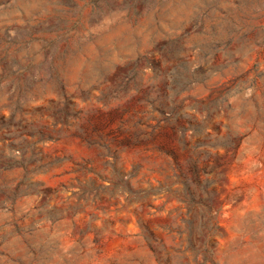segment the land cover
<instances>
[{
	"label": "rangeland",
	"instance_id": "rangeland-1",
	"mask_svg": "<svg viewBox=\"0 0 264 264\" xmlns=\"http://www.w3.org/2000/svg\"><path fill=\"white\" fill-rule=\"evenodd\" d=\"M0 264H264V0H0Z\"/></svg>",
	"mask_w": 264,
	"mask_h": 264
},
{
	"label": "trees",
	"instance_id": "trees-1",
	"mask_svg": "<svg viewBox=\"0 0 264 264\" xmlns=\"http://www.w3.org/2000/svg\"><path fill=\"white\" fill-rule=\"evenodd\" d=\"M66 103L70 104V101L66 98ZM147 105L149 107L150 113H158L160 115V119L157 120V123L155 126H150L148 124H146L145 121L139 120L134 124V127H142L143 129H138L136 130L129 138H127L124 142L123 145H129L130 143H135V144H141L144 143L146 141V136H151L153 134V131L159 127L160 123L165 122L167 124L172 123V121L178 122V121H182L185 122L187 124L190 125V127L192 128V130L194 132H198L201 130V125L199 124H194V122L192 121V119L188 118L187 116H185V114L181 113L182 110V106L178 103H175L173 106V109H171L170 111H167V107L168 105L165 104H159L156 103V101L154 100H147ZM60 114H63V121L66 125L68 124V120L70 118H77L80 114V112H74L71 113L70 111L63 109L60 110ZM151 128L152 131H146V129ZM175 131H179L181 133L185 132V128L183 126V124L181 123V125H177L176 127H174ZM41 135L42 138L46 139V140H51L52 136L48 135L47 137L46 134L44 132L41 131V133H39ZM79 136L88 141L91 145H97L101 148L104 149H108V145L106 144V142L104 141V139L102 137L98 138V140L94 141L89 139L86 135H84V133H79ZM43 140V139H42ZM204 146H209L208 142L206 140H199L196 142V144L194 145V149H198ZM173 155V160L177 166V168H179V175L177 176L179 180H181V184L184 188V191L186 192V196L187 199L190 203L192 204H202L204 207H206V209L208 210V213H211L212 210V199L210 198L211 194L208 191V186L209 183H206L205 186H203V184L199 183L200 186H202V192L204 194L207 195L206 199H203L202 197L198 196L196 194V192H194L191 189V185L189 183V179L187 177V174L185 172L182 171V169H180V166L178 164V157L174 154ZM190 171L192 172V174L197 178L198 175L200 174V172H204L205 174L208 173V167H205L203 170L199 169L196 163H193ZM133 175H130V178ZM129 195L134 196L135 198H140L139 196H144L146 197L148 194L150 193H161V192H166V193H170V189L168 187H161V188H150L149 190H138L135 191L131 188H125L124 189ZM47 192V190L45 191ZM202 227H204V225H202ZM220 226L215 223L214 221H211L210 225H208L206 227L207 229V233L206 235H204V242H203V247H204V251L206 253H210V250L207 248L208 247V243L211 241V238L218 233ZM192 236V235H191ZM203 237L202 233H199L197 235V238ZM190 247L191 248H195L196 247V240L194 241L192 238L190 239Z\"/></svg>",
	"mask_w": 264,
	"mask_h": 264
}]
</instances>
